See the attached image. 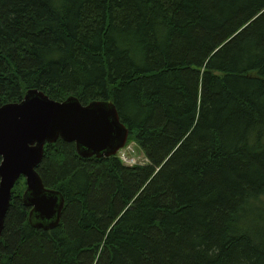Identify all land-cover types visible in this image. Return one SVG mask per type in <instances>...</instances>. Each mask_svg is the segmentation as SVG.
Segmentation results:
<instances>
[{
    "label": "trees",
    "instance_id": "1",
    "mask_svg": "<svg viewBox=\"0 0 264 264\" xmlns=\"http://www.w3.org/2000/svg\"><path fill=\"white\" fill-rule=\"evenodd\" d=\"M29 91L112 104L147 162L46 145L60 222L19 179L0 264H264V0H0V107Z\"/></svg>",
    "mask_w": 264,
    "mask_h": 264
},
{
    "label": "water",
    "instance_id": "2",
    "mask_svg": "<svg viewBox=\"0 0 264 264\" xmlns=\"http://www.w3.org/2000/svg\"><path fill=\"white\" fill-rule=\"evenodd\" d=\"M129 130L110 103L82 106L75 98L55 102L29 91L19 103L0 107V237L11 192L22 177L23 203L29 223L38 230L56 228L64 208L58 192L47 190L38 174L46 145L58 140L74 144L82 159L114 157L128 140Z\"/></svg>",
    "mask_w": 264,
    "mask_h": 264
},
{
    "label": "built area",
    "instance_id": "3",
    "mask_svg": "<svg viewBox=\"0 0 264 264\" xmlns=\"http://www.w3.org/2000/svg\"><path fill=\"white\" fill-rule=\"evenodd\" d=\"M128 148H130V150H132V147H130V146L127 147L126 150H128ZM133 153H134V151H133ZM119 158L127 166H132L134 164H137L136 157L132 156L128 151L124 152L123 154H120ZM127 160L131 161L132 163L130 165H128Z\"/></svg>",
    "mask_w": 264,
    "mask_h": 264
},
{
    "label": "rangeland",
    "instance_id": "4",
    "mask_svg": "<svg viewBox=\"0 0 264 264\" xmlns=\"http://www.w3.org/2000/svg\"><path fill=\"white\" fill-rule=\"evenodd\" d=\"M126 151H128L132 156L136 157V162L137 163L140 162V164H145L147 162L146 160H142L140 156L138 157L137 155H135L133 153V149L130 150V148H128V150H122L121 154H123ZM131 163H132L131 161L127 160V164L128 165H130Z\"/></svg>",
    "mask_w": 264,
    "mask_h": 264
},
{
    "label": "bare ground",
    "instance_id": "5",
    "mask_svg": "<svg viewBox=\"0 0 264 264\" xmlns=\"http://www.w3.org/2000/svg\"><path fill=\"white\" fill-rule=\"evenodd\" d=\"M45 95V94H44ZM72 98V97H71ZM21 179V178H20Z\"/></svg>",
    "mask_w": 264,
    "mask_h": 264
}]
</instances>
